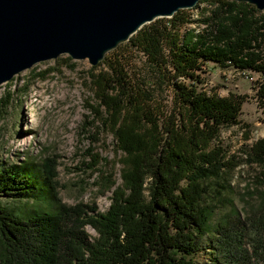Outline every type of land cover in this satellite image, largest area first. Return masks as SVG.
I'll list each match as a JSON object with an SVG mask.
<instances>
[{
  "label": "trees",
  "instance_id": "1",
  "mask_svg": "<svg viewBox=\"0 0 264 264\" xmlns=\"http://www.w3.org/2000/svg\"><path fill=\"white\" fill-rule=\"evenodd\" d=\"M202 1L208 6L195 19L189 8L145 24L92 73L96 98L87 125L102 124L126 154L106 211L61 203L49 158L0 168V198L55 203L53 211L22 213L0 200V264H201L196 255L204 248H212L204 264L250 263L246 220L234 206L210 225L219 192L212 182L226 166L210 146L222 128L239 123L245 96L206 92L201 73L211 62L258 74L256 99L264 107V11L235 0H199L195 7ZM131 52L142 55L145 73L129 70ZM162 85L172 88L177 106L168 114L153 106L160 99L154 86ZM249 158L264 164V137ZM254 217L247 219L264 223V212ZM259 241L253 254L264 262Z\"/></svg>",
  "mask_w": 264,
  "mask_h": 264
},
{
  "label": "rangeland",
  "instance_id": "2",
  "mask_svg": "<svg viewBox=\"0 0 264 264\" xmlns=\"http://www.w3.org/2000/svg\"><path fill=\"white\" fill-rule=\"evenodd\" d=\"M207 6L208 2L202 1L198 8H190L191 18L199 16ZM191 25L197 28L194 23ZM67 57L62 54L38 62L0 84V168L26 160L41 165L49 158L56 165L54 193L61 203L87 205L104 212L110 204L112 190L121 182L126 154L102 124L87 125L92 115L90 107L96 98L92 73H98L104 66H92L87 59ZM127 58L133 73L146 72L148 67L141 54L131 52ZM203 70L202 89L206 92L245 96L239 123L222 128L210 146L218 149L226 164L220 177L212 182L214 185L218 182L219 192L213 193L216 210L210 225L214 227L218 220L229 216L234 206L246 220L243 246L249 256L245 259L249 260L252 255L250 263L246 264H264L259 254H253L254 250H260L259 239L264 243V223H250L247 219L253 215L256 219L264 212V164L249 158L251 145L264 137V107L256 99V82L260 79L257 74L252 79L246 73L236 75L232 69L224 70L211 62H207ZM154 92L160 96L153 103L158 112L168 114L177 108L170 86H154ZM5 96L9 99L2 103ZM95 162L96 165H91ZM14 199L0 198L2 204L22 213H29L33 208L53 211L55 206V203L50 206L46 199L33 203L27 197H18L23 207ZM85 210L90 213L89 208ZM85 231L91 238L97 236L90 226H86ZM209 250L212 248L200 250L196 260L201 264L207 262L211 256Z\"/></svg>",
  "mask_w": 264,
  "mask_h": 264
},
{
  "label": "water",
  "instance_id": "3",
  "mask_svg": "<svg viewBox=\"0 0 264 264\" xmlns=\"http://www.w3.org/2000/svg\"><path fill=\"white\" fill-rule=\"evenodd\" d=\"M244 1L264 11V0ZM199 0H0V84L67 54L98 65L142 26Z\"/></svg>",
  "mask_w": 264,
  "mask_h": 264
},
{
  "label": "built area",
  "instance_id": "4",
  "mask_svg": "<svg viewBox=\"0 0 264 264\" xmlns=\"http://www.w3.org/2000/svg\"><path fill=\"white\" fill-rule=\"evenodd\" d=\"M225 70V69H224ZM233 71H234V73L237 75V74H241V73H246V74H248V76H250V78L252 79L253 77H254V75L256 74V73H254V72H252V71H240V70H236V69H232ZM257 76H258V74H257Z\"/></svg>",
  "mask_w": 264,
  "mask_h": 264
},
{
  "label": "bare ground",
  "instance_id": "5",
  "mask_svg": "<svg viewBox=\"0 0 264 264\" xmlns=\"http://www.w3.org/2000/svg\"><path fill=\"white\" fill-rule=\"evenodd\" d=\"M195 7V6H194ZM193 8V7H192Z\"/></svg>",
  "mask_w": 264,
  "mask_h": 264
}]
</instances>
